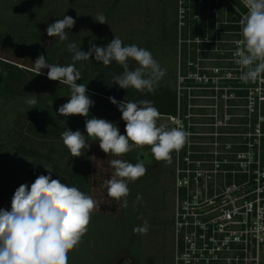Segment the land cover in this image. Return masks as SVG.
<instances>
[{
	"label": "built area",
	"instance_id": "2783aa9c",
	"mask_svg": "<svg viewBox=\"0 0 264 264\" xmlns=\"http://www.w3.org/2000/svg\"><path fill=\"white\" fill-rule=\"evenodd\" d=\"M242 0H174L171 264H264V79L235 63ZM199 37V38H198ZM261 181V182H260Z\"/></svg>",
	"mask_w": 264,
	"mask_h": 264
},
{
	"label": "clouds",
	"instance_id": "9594fccd",
	"mask_svg": "<svg viewBox=\"0 0 264 264\" xmlns=\"http://www.w3.org/2000/svg\"><path fill=\"white\" fill-rule=\"evenodd\" d=\"M242 3L247 12L240 20L242 39L237 42L235 63L240 68L241 81L248 83L264 79V0H242ZM93 19L101 24L107 23L103 14ZM75 23L71 16H64L48 25L47 35L59 37L63 42L68 38L66 30L73 28ZM67 48L72 53L73 62L86 61L94 56L105 66L113 61L121 65L123 72L114 75L113 82L125 90L155 92L159 79L165 74L150 51L134 44L123 46L121 39L115 36L106 46L92 44L87 52L74 42ZM129 59L139 66L130 70ZM43 69H48L49 80L70 86V99L59 107L57 114L87 118L94 101L87 95L86 85L77 83L81 73L75 64H50L41 54L32 71L35 75H42ZM109 100L121 112L126 134L122 135L116 124L106 119H86L85 132L68 128L61 133L63 144L72 157L83 156L91 147L86 141L91 140L98 141L107 156L121 157L136 147L150 146L157 161L170 162L171 154L179 152L188 142L190 133L182 128L158 126L160 114L152 102H133L126 98L118 102L114 97ZM26 103L33 106L31 109L38 101L33 96ZM109 163L115 171L111 179L104 181L107 194L117 202L123 199L122 206L127 207L128 183L141 178L147 169L143 162L133 165L122 159H112ZM46 169L48 175H39L30 187L21 184L15 190L11 210L0 208V264H69V253L88 231L93 212L101 207L98 201L77 187L53 179L52 170ZM149 228L145 221L133 231L146 234ZM260 230H264V224L257 225V231Z\"/></svg>",
	"mask_w": 264,
	"mask_h": 264
},
{
	"label": "trees",
	"instance_id": "16d2710c",
	"mask_svg": "<svg viewBox=\"0 0 264 264\" xmlns=\"http://www.w3.org/2000/svg\"><path fill=\"white\" fill-rule=\"evenodd\" d=\"M11 1L15 2L11 9L15 11L5 16ZM58 17L57 0H0V194L12 198L21 184L31 186L39 175H46L43 164H48L56 179L77 187L99 202L101 207L93 212L94 215L117 219L123 208V199L117 202L107 194L104 181L111 179L115 171L109 162L122 159L135 165L139 163L137 153L130 151L121 157L107 156L98 141L88 140L93 144L90 160L76 157L70 168L61 169L51 153L39 152L36 147L41 144H35L62 140L61 133L68 128L85 132V125L79 115L60 116L58 111L49 108L50 101L70 95V86L49 80L48 69H43L42 75H35L32 71L34 62L43 54L50 64L67 66L74 63L81 73L77 83L86 85L92 101L96 97H114L118 102L125 98L133 102L146 100L158 109L159 116H165L175 112V95L171 84L165 83H158L155 92L120 88L114 84L113 76L120 75L123 68L115 61L105 66L93 56L86 61L73 62L72 53L67 48L69 43L74 42L85 52L92 44H108L101 37L99 26L87 37H76L71 33L67 40L61 42L57 37L50 47H44L41 42L48 36L46 29ZM166 32L163 29L164 41L170 40L174 45ZM128 63L130 70L139 66L131 59ZM33 96L38 103L29 109L33 106L26 101ZM93 111L95 103L90 108V112ZM96 117L101 118V115ZM144 147L151 149L150 146ZM63 151H66L64 154L70 153L67 148ZM131 183H128L129 188ZM142 262L147 264L144 259Z\"/></svg>",
	"mask_w": 264,
	"mask_h": 264
},
{
	"label": "rangeland",
	"instance_id": "374dc122",
	"mask_svg": "<svg viewBox=\"0 0 264 264\" xmlns=\"http://www.w3.org/2000/svg\"><path fill=\"white\" fill-rule=\"evenodd\" d=\"M174 0H57L58 19L71 16L76 23L73 28L66 30L76 37H87L99 26L100 35L108 43L115 37L123 44L136 45L151 52L165 74L158 83L172 84L175 76L176 58L174 45L170 40L164 41L163 29L172 39L170 29L172 23ZM10 10L4 13L9 16L15 2L9 4ZM99 14L105 15L107 23L94 21ZM57 19V20H58ZM57 37H45L41 44L50 47ZM69 96L49 102L51 110L58 111L59 107L67 103ZM95 111L89 112L87 118L81 116L85 125L86 119L101 115L102 119L113 122L122 135L125 133V122L121 119V112L107 98L93 99ZM167 120L159 117L158 126ZM78 159L90 160L93 144ZM43 154L51 153L56 165L70 168L76 157L64 154L67 148L62 140L40 142L35 145ZM53 148V149H51ZM53 151V152H51ZM69 150L67 149V152ZM139 162H143L147 171L141 178L132 182L130 193L126 197L127 207L119 212L117 219L92 214L88 231L79 245L69 253V264H170L172 237L171 219L173 214L172 168L169 161H157L151 149L136 147ZM46 168L53 169L48 164ZM52 178L56 179L54 173ZM30 187V186H29ZM139 197V199H138ZM11 197L0 194V208L11 210ZM150 225L146 234L133 231L144 222ZM142 264H144L142 262Z\"/></svg>",
	"mask_w": 264,
	"mask_h": 264
},
{
	"label": "water",
	"instance_id": "95a60500",
	"mask_svg": "<svg viewBox=\"0 0 264 264\" xmlns=\"http://www.w3.org/2000/svg\"><path fill=\"white\" fill-rule=\"evenodd\" d=\"M263 180H264V179H263ZM260 182H261V181H260ZM262 224H264V214H263Z\"/></svg>",
	"mask_w": 264,
	"mask_h": 264
}]
</instances>
